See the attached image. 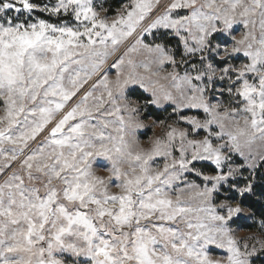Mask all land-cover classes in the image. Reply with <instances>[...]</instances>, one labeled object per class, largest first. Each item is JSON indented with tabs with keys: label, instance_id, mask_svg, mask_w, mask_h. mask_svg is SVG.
<instances>
[{
	"label": "snow or ice",
	"instance_id": "1",
	"mask_svg": "<svg viewBox=\"0 0 264 264\" xmlns=\"http://www.w3.org/2000/svg\"><path fill=\"white\" fill-rule=\"evenodd\" d=\"M105 2L0 0V264H256L264 220L236 233L264 167V0H131L111 19ZM169 37L199 54L183 75ZM166 103L145 148L141 110Z\"/></svg>",
	"mask_w": 264,
	"mask_h": 264
},
{
	"label": "rangeland",
	"instance_id": "2",
	"mask_svg": "<svg viewBox=\"0 0 264 264\" xmlns=\"http://www.w3.org/2000/svg\"><path fill=\"white\" fill-rule=\"evenodd\" d=\"M35 2H37V3H46L47 0H35ZM130 2H131V0H126L122 5L127 4V3H130ZM121 6L118 9H120ZM116 11L113 14H109L108 13L109 19L114 18L115 14H116ZM181 14H184V13H181ZM36 15L37 16H40L41 18L51 19L52 22H54V23L58 22L55 18H49L46 13H36ZM242 31H243V27L242 26H237L235 28V31L233 32V35H235L236 38L239 39L240 36H241V34H242ZM155 35L157 36V39H156L155 42L156 43H159V42H161V40L159 38L162 35L167 36V33H165L163 29H161L158 32H156ZM218 38H220V37H218ZM152 40H153V37L151 35H149L146 42L152 41ZM177 42L179 44V50L174 45H168V46L170 48H172V53L171 54L175 56V59H176L177 64H178V66L175 68V71L178 72L180 75H183L186 70H190L191 69L192 64L199 62V54H197L195 56H185L184 55L183 46L180 44L178 38H177ZM111 60H112V58L109 59V63L111 62ZM181 60L187 62L186 65H185V63H181ZM232 62L235 63L236 66H239L242 63H247V60L245 59V57H243V55H240L239 57H237ZM141 71H143V70L141 69ZM170 71H173L172 65L171 64H166L163 72L161 73V75H164V74H166L167 72H170ZM109 74L112 77H114V75H115L114 72H110ZM192 75H195V73L193 72ZM92 82L93 81H90L88 83V85L85 86V89L84 90H87L91 86V83ZM160 83L163 84L165 87H170V81L169 80H163L162 79V80H160ZM138 91L139 92H142L140 90H138ZM142 93H144V92H142ZM82 94H83V92L80 93V95H82ZM144 94L146 96H148L149 99H151L150 93H144ZM131 98L134 99V100H138V99H136V98H134L132 96H131ZM222 99L225 102H227V100L229 99V97L227 95H225ZM144 100L145 99H141L139 101L141 103H143ZM3 107H4L3 99L0 98V115L3 114ZM154 107L156 109H160V110H163V109L165 110L166 109L167 111L165 112V115H164V117L162 119L155 120L154 118H152L151 116H149L147 114L148 109L146 111V114H143L144 113V110L143 109L141 110L142 111V119H143L144 123L151 125L148 129L141 130V132L139 133L140 143L145 148L150 147V139H151V137H153V135H162L164 133V131L166 130L165 128H163V127L160 126L159 121L163 120V121L166 122V124H171L177 118L176 116H174V115L171 114L172 113V106H171L170 103H166V104H164L162 106H154ZM181 114H183V115H196V116H198L201 119L204 118V113L202 111L190 110V111H183ZM154 120L156 121V123H153ZM180 127H187V125L181 124ZM203 135H204V133L201 132L200 133V136L195 137V138H202ZM41 139H42V137H41ZM225 152H227V149H225ZM258 152H259L258 145H254L253 146V153H258ZM206 164H210V163H207L206 162ZM157 165L160 166V167H162L163 166V160H158L157 161V164L154 165V166H157ZM238 165L239 166H243V169H248L247 166H246V162H245L244 158L241 157L239 154H233L232 157H231V166L232 167H236ZM197 166L200 167L199 165H197ZM13 167H18V164H14ZM212 167L214 168V166H212ZM224 170L227 171V165H225V169ZM8 171H11V169H9ZM248 171H250V170L248 169ZM204 173L207 174V175H213V174H215V169H214L213 172L204 171ZM97 174L98 175H104V176H107L108 175V173L103 168H98L97 169ZM244 177H246V175H244L241 172L239 174V177L236 178V180H239V178H244ZM3 179H4V176L3 175H0V180H3ZM189 179L196 180V182L197 183H201V185L203 184L202 180H200V179H198L196 177L190 176ZM237 183H238V181H237ZM241 186H242V184H241ZM112 190L113 191H118V189L115 188V185L112 186ZM245 210L248 211V208L245 207ZM252 220H253L252 217H250L248 219V221H250V222ZM258 227H259L258 230H244V229H240L236 233V235L237 236L254 235V236L260 237L262 235V233H261V223L260 222H258ZM215 254L217 255L218 258L220 256H222V255H226V253H222V252H217ZM84 259L85 258H83V257L79 258V260L81 262H83Z\"/></svg>",
	"mask_w": 264,
	"mask_h": 264
},
{
	"label": "trees",
	"instance_id": "3",
	"mask_svg": "<svg viewBox=\"0 0 264 264\" xmlns=\"http://www.w3.org/2000/svg\"><path fill=\"white\" fill-rule=\"evenodd\" d=\"M126 0H106L104 6L107 8L111 6V10L108 12L109 14L115 13V11L125 2ZM164 36V35H163ZM167 45H174L179 50V44L177 42V38L169 37L167 39ZM132 97L141 100V99H149L144 93L139 92L138 90L134 91V93L130 94ZM167 110L156 109L154 106H150L148 108L147 114L154 118L155 120H160L164 117L165 112ZM203 168L204 171L213 172L214 168L210 164H202L199 165ZM242 173L246 175L248 178H252L250 176V171L248 169H243ZM244 178H239L238 183L243 185L246 183ZM246 204L245 207L248 208L251 205V211L253 212L252 221H247V226L241 229L244 230H258V222L261 223L264 220V167L260 168L255 176V185L253 193L245 198ZM256 264H264V258L261 260H257Z\"/></svg>",
	"mask_w": 264,
	"mask_h": 264
}]
</instances>
